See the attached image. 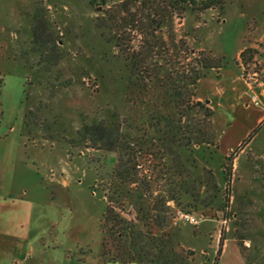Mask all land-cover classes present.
<instances>
[{
  "label": "rangeland",
  "instance_id": "1",
  "mask_svg": "<svg viewBox=\"0 0 264 264\" xmlns=\"http://www.w3.org/2000/svg\"><path fill=\"white\" fill-rule=\"evenodd\" d=\"M125 1L0 0L3 230L30 233L38 244L27 264H93L99 245L100 258L109 175L120 156L136 174L126 185L125 209L141 236L137 264H264L263 127L253 143L227 152L219 133L231 117L222 109L212 116L217 147L186 149L148 126L128 130L131 158L82 136L86 124L113 125L135 114L126 99L123 54L108 41L110 29L119 32L109 15ZM149 1L153 9L142 12L140 2L128 5L139 16L172 9L167 0ZM189 1L157 34L184 39L220 59L223 69L241 75L246 69L251 100L260 105L264 0ZM243 46L255 51L241 58ZM204 113L192 111L183 123L194 128L208 119Z\"/></svg>",
  "mask_w": 264,
  "mask_h": 264
},
{
  "label": "trees",
  "instance_id": "2",
  "mask_svg": "<svg viewBox=\"0 0 264 264\" xmlns=\"http://www.w3.org/2000/svg\"><path fill=\"white\" fill-rule=\"evenodd\" d=\"M188 1L167 0L168 7L173 9L168 11L169 14L161 16L153 12L139 16L132 12L128 4L140 2L139 10L142 12V9H153L152 3L149 0H126L120 4L118 11L114 10L109 15L110 21L116 23L119 32L110 29L108 41L114 43L123 54L124 66L128 72L126 99L133 104L135 114L123 118L122 123L119 121L113 125L105 122L84 125L82 136L95 144L102 143L99 149L117 153L122 151L123 156L131 158L132 137L127 131H146L147 126L161 134L160 140L178 144L182 148L187 149L193 143L200 147H217L212 142L216 137L212 121L214 112L198 100L197 85L211 70L221 67V60L205 51L190 48L184 39L177 43L171 36L170 40L165 41L157 34L164 23L178 17L176 11L188 6ZM99 21V27L107 25L104 18ZM137 37L140 38L136 44L134 39ZM253 51L255 50L251 48L246 49L241 53V58ZM190 55L194 57L192 60H188ZM201 109L208 118L200 124L202 126L198 124L193 128L183 123L190 112ZM122 124L127 128L126 132L122 130ZM228 160L231 161V158ZM128 164V161L119 156L109 175L107 204L101 221L100 250V259L106 263H138L139 258L143 257V248L136 250L141 243L140 233L135 231L131 212L125 209V202L130 201L131 194L126 185L135 181L136 176L134 169ZM225 176L230 183L231 168L225 171ZM155 244L159 245L157 241ZM159 247L160 245L156 248Z\"/></svg>",
  "mask_w": 264,
  "mask_h": 264
},
{
  "label": "crops",
  "instance_id": "3",
  "mask_svg": "<svg viewBox=\"0 0 264 264\" xmlns=\"http://www.w3.org/2000/svg\"><path fill=\"white\" fill-rule=\"evenodd\" d=\"M260 46L264 49L263 37L260 40ZM246 49L248 48L243 46L238 49L237 54L240 55ZM211 71L197 85L198 100L212 109L214 115L220 109L228 113L231 121L226 123L225 128L221 129L219 133L220 148L226 152L231 150L239 151V149L241 151V146L253 143L259 132L264 128V71L259 76L261 82L258 84V93L261 104L258 106L253 104V100L250 97L251 83L248 84L245 81V78L250 79V76L246 75V69L244 70V75L239 74L236 69L231 67H227V69L220 67L216 70L219 71L218 73H211ZM203 99L206 101L204 102ZM3 222L4 220L0 216V264H18L21 262L25 264L30 261L38 244L32 240L30 233L23 235L18 231L3 230ZM99 247L94 252L93 259L96 261L93 264H124L121 262L106 263L101 261L98 257ZM97 259L99 260L98 262ZM82 261L87 263L88 258H83Z\"/></svg>",
  "mask_w": 264,
  "mask_h": 264
},
{
  "label": "built area",
  "instance_id": "4",
  "mask_svg": "<svg viewBox=\"0 0 264 264\" xmlns=\"http://www.w3.org/2000/svg\"><path fill=\"white\" fill-rule=\"evenodd\" d=\"M191 222H196L195 218H189Z\"/></svg>",
  "mask_w": 264,
  "mask_h": 264
}]
</instances>
